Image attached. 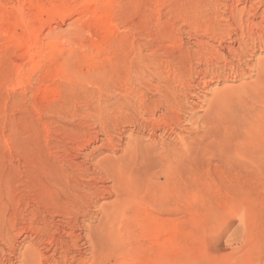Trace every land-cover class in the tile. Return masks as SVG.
<instances>
[{
  "label": "rangeland",
  "instance_id": "obj_1",
  "mask_svg": "<svg viewBox=\"0 0 264 264\" xmlns=\"http://www.w3.org/2000/svg\"><path fill=\"white\" fill-rule=\"evenodd\" d=\"M259 38L264 0H0V264H264Z\"/></svg>",
  "mask_w": 264,
  "mask_h": 264
},
{
  "label": "bare ground",
  "instance_id": "obj_2",
  "mask_svg": "<svg viewBox=\"0 0 264 264\" xmlns=\"http://www.w3.org/2000/svg\"><path fill=\"white\" fill-rule=\"evenodd\" d=\"M244 12V11H243ZM242 23V22H241ZM243 24V23H242ZM256 39H254V41H255ZM259 40V43L260 44H262V45H264V40L262 39V38H259L258 39ZM251 41H252V39H251ZM253 43V42H252ZM258 43V42H257ZM241 44H246V43H243V41H241ZM249 44V43H248ZM256 44H255V42H254V46H255ZM245 46V45H244ZM249 46V45H248ZM247 45H246V47H248ZM258 62V61H257ZM260 63V62H259ZM255 65V64H254ZM259 66H258V69L256 70V67H255V70L257 71V80H256V83L258 82V80H259V82H264V63H262V64H258ZM253 66V65H252ZM251 66V67H252ZM255 66H257V65H255ZM253 73H255L254 71H253ZM243 77H244V75H243ZM245 77H246V75H245ZM250 79V78H249ZM245 82V81H244ZM258 82V83H259ZM260 85V84H259ZM243 86H245V85H241V87H240V89H242L243 88ZM250 86V85H249ZM239 88H238V90H240ZM246 89H248V88H246ZM237 91V90H236ZM244 91V90H243ZM245 92H247V90H245ZM253 92V91H252ZM234 93V92H233ZM236 93H238V91L236 92ZM233 95H231V91H228V90H226L225 91V93L224 94H220V95H218V98L216 99V102L215 103H213L211 106H210V108H209V110H207V113H206V115H207V118H210V119H212V120H214L213 119V117H214V115H218L221 111H223L224 109L223 108H225L226 106L227 107H229V111H230V115H231V117H238L239 116V114H240V110L239 111H237V109H239L238 107H236V102L235 101H233L232 99H233V97H232ZM235 98V97H234ZM241 101V100H240ZM227 107H226V109H227ZM250 111H251V109H250ZM192 118V117H191ZM190 118V119H191ZM193 119V118H192ZM206 119V118H205ZM210 121V120H209ZM136 144H138L137 142H136V140H133L132 142H129V144H128V146H129V150H128V153L126 154V155H124L123 157L126 159V164H125V166L124 167H132V168H134V166H135V164H137L138 163V160L136 159V160H133V157L134 158H138V159H140V161H141V159H142V161H146L147 162V164H155V165H157V161L156 160H158V163L159 164H161V165H165L166 163H171L172 161H174L175 159H176V156L178 155V151H182V146L183 145H180V144H178V143H176V141H170V142H167V141H165V139L164 140H162V139H157L156 140V138H153V140H151L150 142H149V144L148 145H145V144H143L142 143V145H141V147H139V146H137ZM135 162V163H132V162ZM123 162H118V163H113V162H111V163H107V165H109V166H111V167H113V166H116V167H119V165L120 164H122ZM142 163H144V162H142ZM141 162L139 163L140 165L138 166L139 168H140V166L141 165H145V164H142ZM147 164H146V166H147ZM121 166V165H120ZM149 166H151V165H148V167ZM148 167H146V169L148 168ZM145 168V167H144ZM152 168V167H151ZM151 168H148L149 170H151L149 173L151 174V172H152V169ZM114 170H118V168H113ZM142 169V168H141ZM147 169V170H148ZM153 169H155V168H153ZM158 169V168H157ZM129 170H130V172H131V168H129ZM143 170V169H142ZM147 170H143V171H145V173H147L148 174V172H146ZM148 170V171H149ZM162 170V169H161ZM137 171V170H136ZM140 171V170H139ZM139 171H138V173H139ZM156 170H153V172H155ZM165 171V170H164ZM141 173H143V174H145L144 172H142V171H140ZM137 174V172H135V171H133V176H135L136 174ZM141 173L139 174L140 176H141ZM155 174V173H154ZM153 174V175H154ZM158 174V173H157ZM159 174H160V172H159ZM158 174V175H159ZM138 175V176H139ZM156 175V174H155ZM111 177H113V178H115V179H118L116 176H114L113 175V173H111V175H110ZM137 176V180L139 179V177ZM147 177H149V176H147ZM142 178V177H141ZM154 177H152V179H153ZM120 179V178H119ZM151 179V180H152ZM140 180L142 181H145V179H139L138 181L140 182ZM146 182V181H145ZM142 183V182H141ZM144 183V182H143ZM115 184L116 185H118L119 184V181L118 180H116L115 181ZM107 210V209H106ZM106 210H101V215H102V213H104ZM104 215V217H106L107 215L106 214H103ZM103 221H104V219H102ZM101 221V220H100ZM103 221L101 222V223H103Z\"/></svg>",
  "mask_w": 264,
  "mask_h": 264
}]
</instances>
